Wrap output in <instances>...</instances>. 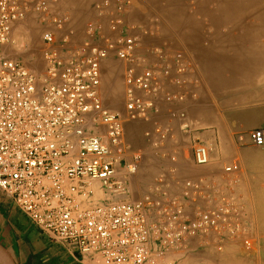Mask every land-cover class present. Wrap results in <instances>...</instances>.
<instances>
[{"label": "built area", "instance_id": "1", "mask_svg": "<svg viewBox=\"0 0 264 264\" xmlns=\"http://www.w3.org/2000/svg\"><path fill=\"white\" fill-rule=\"evenodd\" d=\"M126 6L111 10L104 3L110 34L90 23L76 49L70 48L72 33L60 40L45 32L38 74L4 49L23 48L17 42L27 17L52 18L58 29L66 21L51 15L49 0H0V193L80 264H166L191 240L202 248L212 243L218 253L230 245L251 253L258 247L253 216L228 187L230 180H188L172 194L161 175L131 200L126 179L141 158L128 162L124 122L149 120L159 114V103H183L185 96L168 93L164 84L181 88L186 69L176 59L172 77L168 68L146 66L137 57V38L123 20ZM110 55L126 65L123 114L104 106L100 95V67ZM153 134L161 143L166 139L160 129ZM234 142L262 148L264 131L237 135ZM191 159L195 167H209L211 150L196 139ZM221 168L230 183L243 173L236 160Z\"/></svg>", "mask_w": 264, "mask_h": 264}, {"label": "rangeland", "instance_id": "2", "mask_svg": "<svg viewBox=\"0 0 264 264\" xmlns=\"http://www.w3.org/2000/svg\"><path fill=\"white\" fill-rule=\"evenodd\" d=\"M106 2L111 10L119 3H127L124 24L128 34L137 38L136 55L146 66L168 68L175 77L176 59L182 61L186 70V56L202 63L217 64L215 67L203 66V72L194 69L193 74L200 85L204 83L201 73L208 76L210 89L217 95L211 98L208 107L210 128L215 129L217 124L231 128L227 130L231 131L230 145L221 141L219 146V139L213 140L211 165L199 168L191 159V144L199 139L193 136L192 123H178L181 117L168 115L167 120L160 122L154 116L147 121L124 122L128 162L133 156L141 158L136 174L126 179L131 200L148 192L161 175L171 182L172 194L179 193L182 183L188 180L220 177L231 181L222 173L221 167L238 160L243 166L242 176L238 181H229L228 187L236 189L241 202L253 216L258 236V249L243 252L253 259V264H264V147H240L234 142L237 135L264 131V0H49L51 15L64 19V26L58 29L52 18L42 22L37 17H27L19 32L23 40L17 42L23 48L11 50L6 47L7 57L16 58L29 70L41 74L44 69L43 34L52 32L61 40L72 33L71 49L82 45L90 23L109 35L110 18L103 11ZM108 63L113 69L103 75L106 85L101 79V99L108 109L123 114L126 65L114 55L109 56ZM186 72L180 77L181 88L167 81L165 90L171 93L169 89L172 88L176 94L186 96L189 92ZM163 104L159 103V106ZM157 129L166 135L163 143L153 134ZM148 133L152 134L147 137ZM8 200L0 193V205H9ZM44 239L54 244L49 238Z\"/></svg>", "mask_w": 264, "mask_h": 264}, {"label": "crops", "instance_id": "3", "mask_svg": "<svg viewBox=\"0 0 264 264\" xmlns=\"http://www.w3.org/2000/svg\"><path fill=\"white\" fill-rule=\"evenodd\" d=\"M20 27V29H22V25ZM22 40L23 36H21L20 42H22ZM181 55L184 58V55ZM108 59L103 61L101 65L104 73L103 75L112 71V65L108 63ZM15 60L17 59L15 58ZM192 60L188 56L184 58L187 64L185 83L189 91L185 96V101L177 107L165 104L159 106V114L160 112L162 114H158L159 116L156 115L154 117L156 121L160 122L167 120V115L172 118L178 116L179 118L181 117L179 121L176 119L178 123L181 121L192 123V126H194V130L192 131L193 136H197L210 149L213 147L211 142L213 140L216 141V139H219V146H221V141L230 145L229 134L231 131L227 130L231 128H226L218 124L215 129L210 128L212 123L207 116L208 107L211 106V98L213 99L217 97V95L213 94L210 89L208 84L210 83L209 77L201 73L204 83L200 80V85L198 78L193 74L194 69L203 72V66L209 67L210 65L215 67L217 64L210 61L202 63L201 61ZM104 83L106 85V81ZM169 90L171 94H176L177 92L172 88ZM153 126L155 127V125ZM200 179L201 178L190 181ZM8 202H10L9 205H0V245L6 250L15 264H80L77 257L72 255L63 245L55 242H53L54 244L49 241L46 242L44 239L46 236L35 229L24 215L12 205L10 200H8ZM165 263L253 264V259L248 257L243 252V249L238 246H227L222 253H218L212 243L202 248L200 241L191 240L187 243L185 249L170 255Z\"/></svg>", "mask_w": 264, "mask_h": 264}, {"label": "water", "instance_id": "4", "mask_svg": "<svg viewBox=\"0 0 264 264\" xmlns=\"http://www.w3.org/2000/svg\"><path fill=\"white\" fill-rule=\"evenodd\" d=\"M0 264H15L6 250L0 245Z\"/></svg>", "mask_w": 264, "mask_h": 264}, {"label": "bare ground", "instance_id": "5", "mask_svg": "<svg viewBox=\"0 0 264 264\" xmlns=\"http://www.w3.org/2000/svg\"><path fill=\"white\" fill-rule=\"evenodd\" d=\"M232 15V14H231ZM179 45V44H178ZM11 50H12V48H11ZM11 52V51H10ZM12 54V53H11ZM10 54V55H11ZM9 56V55H8ZM9 59H10V57H9ZM107 60V59H106ZM103 63V62H102ZM101 68V67H100ZM112 69H113V67H112ZM103 70L101 71V79H102V82H103V80H104V77H103ZM109 83V82H108ZM101 88V87H100ZM255 94V93H254ZM259 99H261V97L259 98ZM262 101V100H261ZM258 108V107H257ZM260 109V108H259ZM190 126V125H189ZM264 147V146H263ZM210 149V148H209ZM222 154V153H221ZM236 161H238V160H236ZM232 162V161H231ZM238 162H240V161H238ZM241 163V162H240ZM229 164V163H228ZM226 165V164H225ZM223 166V165H222ZM205 168V167H204ZM217 177V176H216ZM218 178V177H217ZM216 178V179H217ZM202 179H204V178H202ZM99 192V191H98ZM240 196V195H239ZM236 247V246H235ZM258 249V248H257ZM247 261V260H246Z\"/></svg>", "mask_w": 264, "mask_h": 264}]
</instances>
